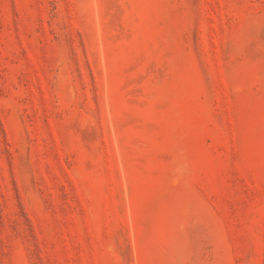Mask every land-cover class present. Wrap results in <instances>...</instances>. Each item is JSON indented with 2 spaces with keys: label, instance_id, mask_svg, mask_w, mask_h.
Instances as JSON below:
<instances>
[{
  "label": "rangeland",
  "instance_id": "obj_1",
  "mask_svg": "<svg viewBox=\"0 0 264 264\" xmlns=\"http://www.w3.org/2000/svg\"><path fill=\"white\" fill-rule=\"evenodd\" d=\"M0 264H264V0H0Z\"/></svg>",
  "mask_w": 264,
  "mask_h": 264
}]
</instances>
